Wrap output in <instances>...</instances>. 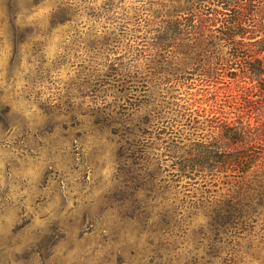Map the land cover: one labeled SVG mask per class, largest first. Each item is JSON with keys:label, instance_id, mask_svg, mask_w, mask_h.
Returning <instances> with one entry per match:
<instances>
[{"label": "rangeland", "instance_id": "374dc122", "mask_svg": "<svg viewBox=\"0 0 264 264\" xmlns=\"http://www.w3.org/2000/svg\"><path fill=\"white\" fill-rule=\"evenodd\" d=\"M179 1L0 0V264H264V144L250 189L184 151Z\"/></svg>", "mask_w": 264, "mask_h": 264}, {"label": "trees", "instance_id": "16d2710c", "mask_svg": "<svg viewBox=\"0 0 264 264\" xmlns=\"http://www.w3.org/2000/svg\"><path fill=\"white\" fill-rule=\"evenodd\" d=\"M202 1H179L180 14L163 20L173 31L172 57L195 65L199 76L200 96L179 107L205 102L212 114L208 139L192 141L184 151L209 158L223 184L250 189L258 186V143L264 144V0H224L221 9L204 7ZM224 10L232 14L225 16ZM226 93L231 100L223 98Z\"/></svg>", "mask_w": 264, "mask_h": 264}]
</instances>
